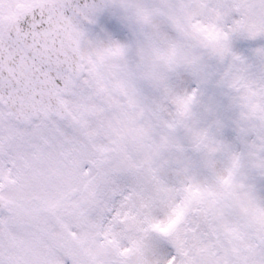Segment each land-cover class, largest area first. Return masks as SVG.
I'll return each instance as SVG.
<instances>
[{
    "label": "snow or ice",
    "instance_id": "6c2138e0",
    "mask_svg": "<svg viewBox=\"0 0 264 264\" xmlns=\"http://www.w3.org/2000/svg\"><path fill=\"white\" fill-rule=\"evenodd\" d=\"M0 264H264V0H0Z\"/></svg>",
    "mask_w": 264,
    "mask_h": 264
}]
</instances>
